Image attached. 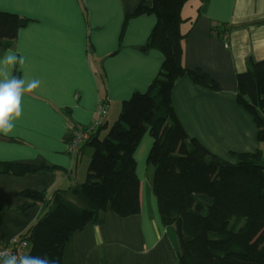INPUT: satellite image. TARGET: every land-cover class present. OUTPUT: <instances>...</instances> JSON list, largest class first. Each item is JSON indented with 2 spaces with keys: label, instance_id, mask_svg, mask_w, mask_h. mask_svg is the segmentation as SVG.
<instances>
[{
  "label": "crops",
  "instance_id": "0c3cea01",
  "mask_svg": "<svg viewBox=\"0 0 264 264\" xmlns=\"http://www.w3.org/2000/svg\"><path fill=\"white\" fill-rule=\"evenodd\" d=\"M140 3L151 7L153 0H0V11L29 20L9 48L27 61L13 74L41 80L40 88L24 95L13 132L0 134V163L53 168L0 174V242L20 237L46 212L44 204L20 210L26 204L22 191L67 193L84 180L80 156L74 160L68 153L71 130L91 127L100 104L107 107L104 125L157 76L163 56L141 50L156 17L143 14L124 24ZM180 16L186 34L183 68L200 72L216 87L196 85L184 73L174 83L172 105L187 136L224 161L256 152L264 160V141H258L252 117L238 103L235 81L251 62L264 61V0H186ZM219 24L229 29L223 39L211 36ZM87 52L95 57L91 63ZM151 143L146 133L134 154L139 213L120 218L108 209L102 225L88 224L72 235L62 264H101L102 259L107 264H177V237L162 225L152 193Z\"/></svg>",
  "mask_w": 264,
  "mask_h": 264
},
{
  "label": "trees",
  "instance_id": "16d2710c",
  "mask_svg": "<svg viewBox=\"0 0 264 264\" xmlns=\"http://www.w3.org/2000/svg\"><path fill=\"white\" fill-rule=\"evenodd\" d=\"M186 0H153L125 17L152 14L156 23L142 52L163 56L159 72L148 90L135 92L122 103L118 119L103 139L99 127L82 143L92 149L84 182L69 192L50 194L25 190V210L44 204L46 212L24 233L28 254L56 257L62 264L64 248L72 235L86 225L100 226L108 209L120 218L140 211L134 154L143 136L152 143L147 161L154 168L152 193L164 227L177 237V264H264V160L258 152L233 154L235 161L219 159L196 139L189 138L172 105L171 92L184 73L199 86L216 90L200 72L182 66L180 11ZM28 19L0 11V55L11 48ZM228 27L214 25L211 36L223 39ZM238 103L252 117L257 139L264 141V61L251 62L248 71L235 76ZM79 158V157H78ZM77 158V159H78ZM76 159V160H77ZM43 164L0 163V174L23 176L52 170ZM101 264H107L102 259Z\"/></svg>",
  "mask_w": 264,
  "mask_h": 264
},
{
  "label": "clouds",
  "instance_id": "9594fccd",
  "mask_svg": "<svg viewBox=\"0 0 264 264\" xmlns=\"http://www.w3.org/2000/svg\"><path fill=\"white\" fill-rule=\"evenodd\" d=\"M26 57L7 49L0 57V134L8 136L15 128V121L22 116V99L41 86V80L27 74L14 75L17 66L26 65ZM0 264H58L56 257L31 255L11 250H0Z\"/></svg>",
  "mask_w": 264,
  "mask_h": 264
},
{
  "label": "built area",
  "instance_id": "2783aa9c",
  "mask_svg": "<svg viewBox=\"0 0 264 264\" xmlns=\"http://www.w3.org/2000/svg\"><path fill=\"white\" fill-rule=\"evenodd\" d=\"M96 119L94 121V127L99 126L105 117L106 108L105 106H99L96 113ZM87 139V133L81 128L77 127L72 131V137L68 143V152L72 158H76L79 152V145L83 140ZM8 249L14 253L23 252L28 254L29 243L20 237L14 238L8 242H0V250Z\"/></svg>",
  "mask_w": 264,
  "mask_h": 264
},
{
  "label": "rangeland",
  "instance_id": "374dc122",
  "mask_svg": "<svg viewBox=\"0 0 264 264\" xmlns=\"http://www.w3.org/2000/svg\"><path fill=\"white\" fill-rule=\"evenodd\" d=\"M86 25H87V23H86ZM94 59H95V57L92 55V53L91 52H87V61L91 63ZM119 113L117 115H114V117L112 119H108L107 122L103 125V127L99 130V138L100 139H103L105 137V135L108 132L109 128L117 120ZM91 154H92V149L89 148V147H85L84 146V148L82 150V153L80 155V160H79V172H80V170L82 171V168L85 169L84 180H85V177H86L87 167H88V164H89V161H90V159L86 160V158H91ZM84 180L83 181H78L79 182L78 184H81L82 182H84ZM43 214H44V212L42 213L41 216H43Z\"/></svg>",
  "mask_w": 264,
  "mask_h": 264
},
{
  "label": "bare ground",
  "instance_id": "6f19581e",
  "mask_svg": "<svg viewBox=\"0 0 264 264\" xmlns=\"http://www.w3.org/2000/svg\"><path fill=\"white\" fill-rule=\"evenodd\" d=\"M101 106H105V108H106V113H107V107H106V105H103V104H100ZM99 105V106H100ZM98 106V107H99ZM96 113H97V111H96ZM97 115V114H96ZM105 116H106V114H105ZM95 119H96V116H95ZM104 120H105V117H104V119H103V122H104ZM95 121V120H94ZM94 121H93V123H92V125H91V127H89V128H84V127H82V126H76V127H74L72 130H71V133H70V136H69V138H68V143H69V141H70V139H71V137H72V131L75 129V128H77V127H79V128H81L83 131H85L86 133H87V139H85V140H83L82 142H81V144L79 145V152H80V148H81V145H82V143H84L86 140H88L89 139V135H90V133L91 132H93V131H96L99 127H101L102 125H103V122L99 125V126H96V127H94ZM79 152H78V155H77V157L76 158H72V159H74V160H76L78 157H79ZM69 153V152H68ZM70 155V154H69ZM71 156V155H70Z\"/></svg>",
  "mask_w": 264,
  "mask_h": 264
}]
</instances>
